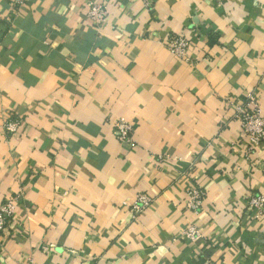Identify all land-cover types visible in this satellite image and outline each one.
<instances>
[{
  "label": "crops",
  "instance_id": "1",
  "mask_svg": "<svg viewBox=\"0 0 264 264\" xmlns=\"http://www.w3.org/2000/svg\"><path fill=\"white\" fill-rule=\"evenodd\" d=\"M91 2L109 13L100 30ZM173 35L192 39L189 62ZM249 96L264 108V0H0V205L23 223L0 264H264L248 208L264 140L246 153L236 118ZM187 182L205 191L196 215Z\"/></svg>",
  "mask_w": 264,
  "mask_h": 264
},
{
  "label": "built area",
  "instance_id": "2",
  "mask_svg": "<svg viewBox=\"0 0 264 264\" xmlns=\"http://www.w3.org/2000/svg\"><path fill=\"white\" fill-rule=\"evenodd\" d=\"M14 6H23L26 0H8ZM145 2L146 0H142ZM218 4H222L226 0H214ZM109 13L104 2L90 3L85 15V21L92 24L97 30L103 28L108 22ZM195 37V36H194ZM192 44V39L182 35H173L165 43L168 53L177 60L189 62L188 50ZM7 117V116H6ZM236 118L240 122L241 136L247 142L246 153H252L260 147L264 140V108L260 105L256 98L249 96L245 105L236 107ZM20 126V120L11 118L1 127V131L7 136L17 133ZM114 136L122 143L132 144L129 139V133L132 129L130 123L124 119L114 121ZM184 208L194 215L198 214L203 207L205 201V191L198 185L190 182L186 183L184 188ZM151 202V198L147 194H138L136 202L132 205L130 212L133 215H140L146 210ZM125 207V204H123ZM17 204L13 199L6 200L0 205V240L16 239L20 236V229L23 223H19L17 214ZM126 208V207H125ZM248 208L252 210L257 217L264 215V196L253 195L248 200ZM187 237L195 240L198 237L196 230L191 228L187 232ZM202 264H211L204 261Z\"/></svg>",
  "mask_w": 264,
  "mask_h": 264
}]
</instances>
